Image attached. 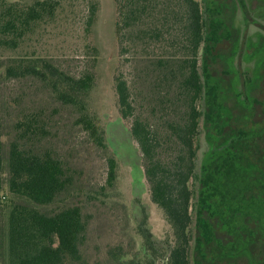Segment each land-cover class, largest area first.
<instances>
[{
	"label": "trees",
	"instance_id": "obj_1",
	"mask_svg": "<svg viewBox=\"0 0 264 264\" xmlns=\"http://www.w3.org/2000/svg\"><path fill=\"white\" fill-rule=\"evenodd\" d=\"M71 1L0 0V82L40 83L55 100L76 108V123L99 142L85 105L97 48L84 44L87 59L77 76L35 50L24 51L66 17ZM81 2L88 35L98 8L94 0ZM113 2L117 109L141 154L150 200L172 230L165 264H264V43L243 55L244 61L258 56L252 72L237 67L230 0H204L207 18L199 0ZM222 40L232 42L230 54L215 52ZM125 65L132 72H124ZM256 107L259 121L253 119ZM1 109L10 117L0 116V206L6 216L0 264H77L88 227L82 208L44 210L71 185L65 163L44 145L48 120L18 103ZM202 113L208 149L196 170ZM114 181L115 161L109 159L107 186ZM139 229L150 244L149 230Z\"/></svg>",
	"mask_w": 264,
	"mask_h": 264
},
{
	"label": "rangeland",
	"instance_id": "obj_2",
	"mask_svg": "<svg viewBox=\"0 0 264 264\" xmlns=\"http://www.w3.org/2000/svg\"><path fill=\"white\" fill-rule=\"evenodd\" d=\"M94 1L98 9L88 35L82 26L84 5L81 0H73L66 7L64 19L57 21L36 41H32L30 47L23 49L35 50L50 58L65 72L77 76L87 59L84 44L89 41L97 48L95 83L85 96V105L87 114L98 128L100 141H95L82 125L76 123L80 114L76 108L61 104L34 81L0 82V109L8 104L15 108L18 103L41 111L43 118L48 120L50 133L44 145L65 163L71 185L57 202L44 210L58 209L64 205L82 208L88 227L80 247L82 258L77 264H165L166 252L173 243L172 230L162 210L150 200L141 154L130 134L129 123L120 117L117 109L114 76L119 66V54L115 4L113 0ZM199 2L206 15L204 0ZM230 2L233 12L229 24L239 38L241 49L246 42L264 43V0H244L245 8L237 0ZM210 30L208 28L207 33ZM210 35L212 37L213 33ZM231 44L222 40L216 45L215 52L230 54ZM242 57L234 60L237 67H248L252 72L258 56L248 61ZM122 69L126 73L132 72L126 65ZM223 69L217 67L220 74L225 71ZM257 94L255 90L253 96L256 98ZM199 106L203 112L202 102ZM1 111L0 116L8 120L10 112ZM253 114V119L259 121L262 110L256 107ZM205 132L202 113L196 170L208 149ZM109 159L115 161V181L111 187L106 182ZM194 187L196 190V181ZM8 198L7 195L6 200ZM5 217V211L0 206L2 229H5ZM141 226L146 227L152 235V242L148 245L144 244L139 233Z\"/></svg>",
	"mask_w": 264,
	"mask_h": 264
},
{
	"label": "flooded vegetation",
	"instance_id": "obj_3",
	"mask_svg": "<svg viewBox=\"0 0 264 264\" xmlns=\"http://www.w3.org/2000/svg\"><path fill=\"white\" fill-rule=\"evenodd\" d=\"M224 1V0H223ZM225 3H227V4H231L230 2H225ZM233 39V40H232ZM231 41H236L235 39H234V37L232 36V38L230 39ZM229 40V41H230ZM237 43H238V41H236ZM255 44V43H254ZM254 44H252V43H250V42H246V43H244V48H242L241 49V47L239 46V44H238V46L236 47V50H235V58H237L238 56H243L246 52L248 53V54H250L252 51H253V47L252 46H255ZM242 58H244V57H242Z\"/></svg>",
	"mask_w": 264,
	"mask_h": 264
}]
</instances>
